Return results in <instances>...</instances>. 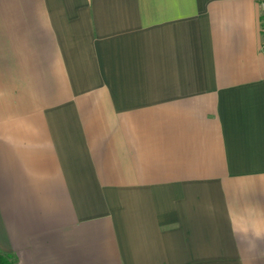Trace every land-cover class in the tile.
Here are the masks:
<instances>
[{
	"label": "crops",
	"instance_id": "obj_1",
	"mask_svg": "<svg viewBox=\"0 0 264 264\" xmlns=\"http://www.w3.org/2000/svg\"><path fill=\"white\" fill-rule=\"evenodd\" d=\"M258 0H0V254L264 264Z\"/></svg>",
	"mask_w": 264,
	"mask_h": 264
},
{
	"label": "built area",
	"instance_id": "obj_2",
	"mask_svg": "<svg viewBox=\"0 0 264 264\" xmlns=\"http://www.w3.org/2000/svg\"><path fill=\"white\" fill-rule=\"evenodd\" d=\"M261 7V18L259 26V35H260V51L264 54V0H258Z\"/></svg>",
	"mask_w": 264,
	"mask_h": 264
},
{
	"label": "trees",
	"instance_id": "obj_3",
	"mask_svg": "<svg viewBox=\"0 0 264 264\" xmlns=\"http://www.w3.org/2000/svg\"><path fill=\"white\" fill-rule=\"evenodd\" d=\"M0 264H14V262L10 256L0 254Z\"/></svg>",
	"mask_w": 264,
	"mask_h": 264
}]
</instances>
